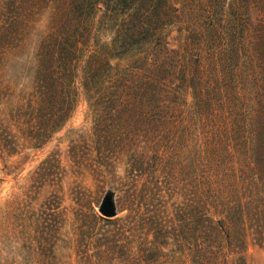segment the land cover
Instances as JSON below:
<instances>
[{
  "label": "rangeland",
  "instance_id": "1",
  "mask_svg": "<svg viewBox=\"0 0 264 264\" xmlns=\"http://www.w3.org/2000/svg\"><path fill=\"white\" fill-rule=\"evenodd\" d=\"M0 264H264V0H0Z\"/></svg>",
  "mask_w": 264,
  "mask_h": 264
},
{
  "label": "water",
  "instance_id": "2",
  "mask_svg": "<svg viewBox=\"0 0 264 264\" xmlns=\"http://www.w3.org/2000/svg\"><path fill=\"white\" fill-rule=\"evenodd\" d=\"M98 210L104 218L111 219L116 216L117 210L113 192L108 191L105 193L99 204Z\"/></svg>",
  "mask_w": 264,
  "mask_h": 264
},
{
  "label": "trees",
  "instance_id": "3",
  "mask_svg": "<svg viewBox=\"0 0 264 264\" xmlns=\"http://www.w3.org/2000/svg\"><path fill=\"white\" fill-rule=\"evenodd\" d=\"M131 22H132V20H131Z\"/></svg>",
  "mask_w": 264,
  "mask_h": 264
}]
</instances>
